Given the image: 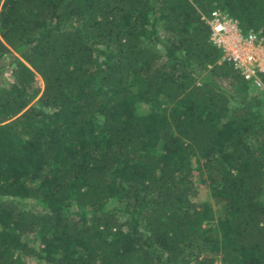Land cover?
Returning a JSON list of instances; mask_svg holds the SVG:
<instances>
[{"label": "trees", "instance_id": "trees-1", "mask_svg": "<svg viewBox=\"0 0 264 264\" xmlns=\"http://www.w3.org/2000/svg\"><path fill=\"white\" fill-rule=\"evenodd\" d=\"M214 9L264 39V0H2L0 264H264V95Z\"/></svg>", "mask_w": 264, "mask_h": 264}, {"label": "built area", "instance_id": "built-area-1", "mask_svg": "<svg viewBox=\"0 0 264 264\" xmlns=\"http://www.w3.org/2000/svg\"><path fill=\"white\" fill-rule=\"evenodd\" d=\"M209 40L221 51V60L232 63L241 77L264 95V39L243 32L237 19L214 9L205 18Z\"/></svg>", "mask_w": 264, "mask_h": 264}, {"label": "rangeland", "instance_id": "rangeland-1", "mask_svg": "<svg viewBox=\"0 0 264 264\" xmlns=\"http://www.w3.org/2000/svg\"><path fill=\"white\" fill-rule=\"evenodd\" d=\"M1 2H2V0H0V4H1ZM5 71H3V73H4ZM5 74V73H4ZM36 79H37V81H38V83H39V85H40V87H42L43 86V84H42V80H41V78L39 77V76H36ZM32 242V241H31ZM34 243V242H33ZM35 244H37V242H35ZM217 264H219V263H217Z\"/></svg>", "mask_w": 264, "mask_h": 264}]
</instances>
